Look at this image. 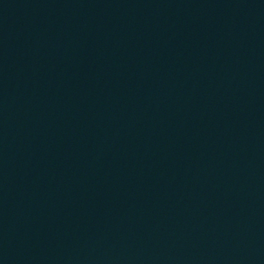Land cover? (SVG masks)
Returning a JSON list of instances; mask_svg holds the SVG:
<instances>
[{"label": "water", "instance_id": "water-1", "mask_svg": "<svg viewBox=\"0 0 264 264\" xmlns=\"http://www.w3.org/2000/svg\"><path fill=\"white\" fill-rule=\"evenodd\" d=\"M0 264H197L87 0H0Z\"/></svg>", "mask_w": 264, "mask_h": 264}]
</instances>
